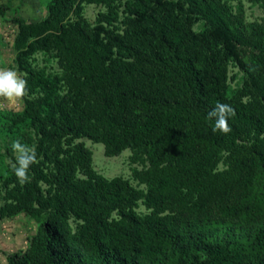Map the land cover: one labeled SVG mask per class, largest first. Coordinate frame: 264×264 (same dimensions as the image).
<instances>
[{
	"label": "trees",
	"instance_id": "trees-1",
	"mask_svg": "<svg viewBox=\"0 0 264 264\" xmlns=\"http://www.w3.org/2000/svg\"><path fill=\"white\" fill-rule=\"evenodd\" d=\"M116 2L123 32L92 33L83 3L105 4L112 24ZM14 21L17 65L28 94L41 96L6 118L10 132L32 130L38 162L23 185L14 172L1 178L0 217L27 213L40 225L8 264H264V71L237 57L250 89L227 84L237 45L264 68V23L243 35L223 0H51L42 20ZM39 51L57 53L60 74L30 68ZM218 102L235 109L227 134L207 117ZM83 138L109 157L130 149L148 162L136 172L147 189L98 173ZM224 152L229 166L218 170Z\"/></svg>",
	"mask_w": 264,
	"mask_h": 264
},
{
	"label": "rangeland",
	"instance_id": "rangeland-1",
	"mask_svg": "<svg viewBox=\"0 0 264 264\" xmlns=\"http://www.w3.org/2000/svg\"><path fill=\"white\" fill-rule=\"evenodd\" d=\"M6 6L5 12L0 14V68L14 69L22 77L27 78L28 73L20 70L16 62V50L14 47L15 38L19 32V27L14 18L21 17L28 22H37L48 15L51 0H0ZM227 10L228 17L234 22V27L243 35L250 36L252 27L255 24L264 23V7L253 0H223ZM118 19L112 24H106L102 21L100 14L108 13V7L100 3H83L82 17L86 22V27L95 35L107 37L106 31L122 33L124 29V18L126 10L123 2H116ZM104 26V30L100 28ZM208 29V24L198 18L193 30L196 34H201ZM256 51L247 46L237 45L235 52L229 53L227 63V84L229 91L250 89L249 77L246 71L240 66L237 57L247 65H253L256 71H264V68L253 61L252 54ZM28 65L32 70L43 75L52 77L61 73L59 56L55 51H39L28 59ZM41 92L15 101H9L0 97V180L13 173V166L16 162L15 153L11 147L14 140L19 139L31 147L33 132L27 125L23 126L22 131L10 132L8 129L11 122L6 115L15 116L23 111L25 101L28 98H38ZM249 99V94L244 98ZM93 151V166L96 171L107 178L121 176L129 181L138 189L146 190L147 185L136 177V172L148 168L149 164L145 160L134 161L133 153L130 149H125L117 156L109 157L105 154V148L102 143L94 142L88 138L81 139ZM228 153H222L216 168L225 170L229 166ZM2 178V179H1ZM0 181V207L6 202V191ZM137 211L140 214H146L149 209L142 203H139ZM71 224L75 228L77 221L71 218ZM40 225L39 219L31 214L21 213L12 217H0V264H8V253L25 249L28 245L29 237L37 232Z\"/></svg>",
	"mask_w": 264,
	"mask_h": 264
},
{
	"label": "clouds",
	"instance_id": "clouds-1",
	"mask_svg": "<svg viewBox=\"0 0 264 264\" xmlns=\"http://www.w3.org/2000/svg\"><path fill=\"white\" fill-rule=\"evenodd\" d=\"M28 82L18 72L11 68H0V97L9 101H15L28 94ZM235 115V109L227 103H217L207 113L209 120L215 121L213 132L220 131L227 134L231 131L229 118ZM17 153L13 172L21 185L29 182V169L31 165L38 162L37 152L34 147L22 143L19 139L14 140L11 145Z\"/></svg>",
	"mask_w": 264,
	"mask_h": 264
}]
</instances>
